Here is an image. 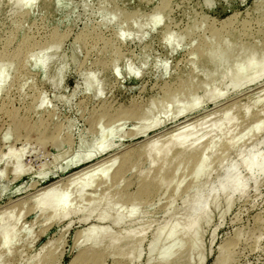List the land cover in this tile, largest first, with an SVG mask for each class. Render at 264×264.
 I'll use <instances>...</instances> for the list:
<instances>
[{"label":"rangeland","instance_id":"1","mask_svg":"<svg viewBox=\"0 0 264 264\" xmlns=\"http://www.w3.org/2000/svg\"><path fill=\"white\" fill-rule=\"evenodd\" d=\"M99 1L35 0L31 7H17L10 0H0V50L11 36L16 39L9 44V51L18 48V39L22 36L36 41L63 35L47 69L43 70L39 62L50 53L35 51V59L27 61L19 71L15 67L6 75L5 89L0 93V107L5 104L6 110L0 111V158L8 150L20 147L25 152L18 164L13 159L0 160V214L5 216L13 212L10 213L12 218H6L0 223V243L11 230H16L11 257L5 259L0 254L3 259L0 257V264H69L77 256L79 260L76 264H85L80 253L88 247L83 243V234L88 227L95 225L98 230L125 232L131 227L140 229L143 226L141 219L144 217L146 225L149 226L147 238L134 252L131 264H156L154 261L157 250L165 248L167 244L155 247L151 262H147L148 245L158 231L162 234L165 232L162 227L168 216L163 213V209L170 200L172 186L164 194L154 193L141 204L132 207V217L118 225L108 220L97 222V215L106 209H109L111 218L115 219L128 208L120 201L114 203L118 201V196L111 191L108 203H101L99 199L104 186L97 189L86 188L81 193L75 185L65 189L64 194L56 191L46 197L43 210L37 208L34 198L48 186L61 184L77 171L110 159L120 160L127 152L139 150L149 140L163 136L185 122L213 114V123L221 117V111L232 104L235 106L231 115L238 123L242 122L246 105L253 112L260 110L253 109L252 98L264 87V81L215 104L204 103L202 110L187 118L162 124L142 136L131 137L135 129L133 122L123 121L109 141L115 147L89 162H84L92 147L99 145L109 127L107 120L96 126L100 114L107 111L115 116L120 112H132L145 105L149 99L159 96L160 89L171 84L178 76L189 78L188 60L194 57H190L188 53L199 45V39L208 38L213 32L218 34V31L224 29L228 36L245 32L246 37L243 39L246 43L254 42L257 37H264L263 27L259 24L264 18V0H209L208 3L204 0H109L110 5L106 12L117 9L121 11L123 18L137 15L140 22L150 19L156 9H162L158 26L153 30L148 29L141 41L137 39L139 33L135 32L132 39L117 42L112 40L113 30L126 28L127 25L123 23L120 28L113 24L100 27V17L96 9ZM194 25L200 26L196 30L197 41L188 44L190 38L185 37L171 53L170 46H167V52L161 41L163 32L169 31L170 37L174 39L177 33H184ZM94 30L99 33L100 40L95 43L87 42L84 46L86 48H74L73 42L77 36H88ZM104 40H109L112 48L118 51L115 70L111 65L113 49H104ZM63 59L68 62L66 67L61 66ZM95 62L100 64L102 72L93 74V87L90 85L87 88L82 79L83 75L80 74L83 72L84 75H89ZM2 69L0 67V73ZM198 71L199 69L194 71L197 76L200 75ZM134 74L136 77L132 76ZM101 83L103 86L100 87ZM96 89H101L97 96ZM40 101H43L42 106H39ZM10 114L16 116V120L27 121L29 125L26 131L13 129L11 118H8ZM211 123L202 128H209ZM35 132L46 140L44 145H40ZM102 132L104 133L101 135ZM54 136L57 139H52ZM240 144L243 145V141ZM261 150L264 154V146ZM225 155L229 159L234 156L231 152ZM134 156L138 158L137 154L129 155L130 161ZM207 159L211 160V157L208 156ZM17 166L19 169H31L20 178L12 179L10 174ZM189 173L190 169L184 175L177 171L173 176V183L175 179L182 183L179 196L175 198L170 211V218L178 217L175 210L179 211L182 206L181 196L192 184V175ZM240 173L241 178H246L244 172ZM136 177V171L126 174L127 181L120 187L124 186V189L132 193ZM63 196H67L70 199L69 205L73 206L77 199L80 200L79 206H82L88 203L90 197L94 198L89 205V209L93 207L94 211H83L85 214L91 213L86 223L80 221L83 215L80 212L72 218L48 221L53 204ZM237 197H234L230 209L222 216L219 215L222 208L224 211L222 197L219 207H211L210 223L200 230L199 250H190L180 264H213L218 257L219 247L223 245L227 246L222 250V255L227 258L226 264H264V177L259 179L256 186L249 183L245 195L238 199ZM58 214L57 212V216ZM188 241L185 240V246ZM41 248L43 249L40 253ZM101 253L93 264L126 261L118 252L110 255L109 250H104Z\"/></svg>","mask_w":264,"mask_h":264},{"label":"bare ground","instance_id":"2","mask_svg":"<svg viewBox=\"0 0 264 264\" xmlns=\"http://www.w3.org/2000/svg\"><path fill=\"white\" fill-rule=\"evenodd\" d=\"M10 1L17 7H31L35 2V0ZM204 1L209 2V0ZM109 5V0H100L96 8L97 14L100 17V27L113 24L114 27L120 28L123 23L127 25L126 28L113 30L112 40L117 42L132 39L135 32L139 33L137 39L141 41L146 36L148 29L153 30L158 26L159 17L162 15V9L159 8L156 9L150 19L140 22L137 15L123 18L121 11L117 9L106 12ZM259 24L264 31V18L259 21ZM199 29L200 26H190L186 32L177 33L174 39L170 37V32L166 30L161 37L162 45L166 49L167 46H170L171 53L172 50L176 49L179 41H182L185 37L190 38L188 44L197 41L196 30ZM226 31L225 29L218 31V34L213 32L208 38L199 39V45L189 51L190 57L193 56L194 59L196 57V60L188 57L190 63L189 78L178 76L171 84L160 89L159 96L149 99L145 105L136 108L132 112H120L115 116H111L107 111L100 114L96 120V126L107 120L109 127L102 138L100 137L99 145L92 147L90 155L84 159V162H89L115 147L109 141L113 138L114 131L121 127L123 121L133 122L135 129L132 131L131 137L142 136L156 130L162 124L187 118L189 115L202 110L204 103L215 104L227 99L232 94L240 93L245 88L257 86L263 82L264 37H257L254 42L246 43L243 39L246 37L245 32L228 36ZM62 37L63 35H58L47 40L30 41L28 37L22 36L18 39V48L14 51H9L8 46L16 37H9L0 50V67L3 68L0 73V93L5 89L6 75H9L15 67L16 69L18 67L17 70L19 71V68H23L27 61L35 59V51L50 53L48 56H43L39 62L43 70L47 69L53 61L54 52L59 47ZM100 38L97 30H94L88 36H77L74 39L73 46L76 49L84 47L87 42L93 41L95 43ZM103 45L104 49L107 47L112 48L109 40H104ZM117 52L115 48L111 50L113 55L111 65L114 70L117 65ZM167 52H169L168 49ZM67 64L68 62L65 59L61 60L62 67H66ZM93 67L92 72L89 71L92 74L84 75L83 72L80 74L83 75L82 79L87 88L90 85L93 87V74L102 72L98 62H95ZM195 69H199V76L194 74ZM132 76L136 77V74ZM101 86H103L102 83ZM100 91L101 89H96L95 96L100 94ZM252 102L253 109L260 108V110L253 112L246 105L241 123L233 120L235 118L231 115V111L235 105L232 104L223 109L221 117L213 123H211L213 114L193 119L163 136L149 140L139 150H135L133 153L127 152L120 160L119 158L110 159L81 169L67 177L61 184H52L40 192L34 198L37 201V208L39 210L44 209L45 199L51 193L58 191L60 194H64L65 189H69L74 185L78 186L80 193L86 188L97 189L104 186L105 189L99 199L101 203H108V200L111 199L109 197L111 191L115 196H118V201H114V203L120 201L128 208L115 219L111 218L109 209H106L105 212L97 215V222L108 220L118 225L125 223L127 219L132 217V207L141 204L154 193L162 192L164 194L172 186L170 200L163 209V213L168 216L162 227L165 232L162 234L158 231L150 241L147 262L152 261L155 247L167 244L165 248L157 250L154 262L156 264H180L190 250H199L200 230L210 223L211 207L217 208L222 197L224 211L222 208L219 215H224L223 213L227 212L233 204L235 196H238L237 199L241 198L247 192L249 183L256 186L259 179L264 177V154L261 150L264 146V136H262L264 132V87L260 88L256 96L252 98ZM4 105H1L0 111L5 110ZM42 105L43 101H40L39 106ZM15 117L11 114L8 117L11 118L13 129L26 131L29 125L27 121H19L20 119L16 120ZM25 117H22V119ZM207 123H211V125L209 128L203 129L202 127ZM35 133H37L36 137L39 139L40 145H44L46 140L38 132ZM52 139H57V137L54 136ZM241 141H243V145L240 144ZM227 152L233 153V159H229L225 155ZM24 153L23 147L8 150L2 154L0 160L13 159L18 164L25 156ZM131 154H137L138 158L134 156V159L130 161L129 155ZM208 156L211 157V160L207 159ZM25 168L15 167L10 174L12 179L20 178L31 169ZM188 169H190L189 175H192V184L185 189L183 196H181L182 206L179 207V211L175 210L178 217L170 218V211L173 208L175 198L179 196L182 183L181 180L177 181V179L173 183V176L177 171L180 175H184ZM133 171L137 172L135 189L132 193H129L124 189V186H120L126 183V174L131 172L133 174ZM241 171L246 174V178H241ZM92 200L94 198L90 197L87 204L79 206L80 200L77 199L75 206H73V204L69 205L70 199L63 196L53 204L48 221L54 220L55 222L72 218V216L79 212L83 213L85 210L94 211L93 207L89 209ZM53 211L56 213H53ZM57 212L59 213L58 216ZM10 213L5 216L0 214V223L6 218H12L13 215H10ZM90 216L91 213H83L80 221L86 223ZM3 217L5 218L3 219ZM144 218L141 219L143 226L140 229L131 227L125 232L114 233L107 230H98L95 225L88 227L83 234V243L87 244L88 247L80 253L83 257V263L93 264L95 259L101 256V252L109 250L110 255L118 252L126 260V264H131L134 252L147 238L149 226L146 225ZM15 238L16 230H11L4 241L0 243V254L5 259L11 257ZM185 240H189L186 246ZM225 247L227 246L219 247L218 257L213 264H226L227 258L222 255V250ZM78 260L79 256L69 264H76ZM125 262L117 261L115 264H125ZM198 264H201V262Z\"/></svg>","mask_w":264,"mask_h":264}]
</instances>
